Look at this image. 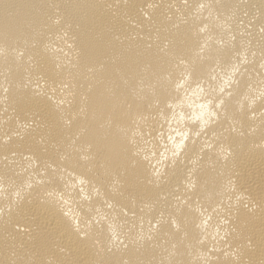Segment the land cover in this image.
<instances>
[{"label":"bare ground","instance_id":"6f19581e","mask_svg":"<svg viewBox=\"0 0 264 264\" xmlns=\"http://www.w3.org/2000/svg\"><path fill=\"white\" fill-rule=\"evenodd\" d=\"M0 264H264V0H0Z\"/></svg>","mask_w":264,"mask_h":264}]
</instances>
